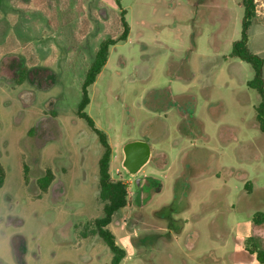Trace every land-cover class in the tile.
I'll list each match as a JSON object with an SVG mask.
<instances>
[{
	"label": "rangeland",
	"instance_id": "obj_1",
	"mask_svg": "<svg viewBox=\"0 0 264 264\" xmlns=\"http://www.w3.org/2000/svg\"><path fill=\"white\" fill-rule=\"evenodd\" d=\"M122 11L129 37L111 47L86 108L108 136L112 179L128 187L108 226L122 264H261L252 252L264 250V225L253 222L264 211L261 98L248 87L252 66L231 57L241 0H0V264L112 259L94 225L103 147L77 111ZM248 37L264 59L262 18ZM136 141L151 152L132 175L124 161Z\"/></svg>",
	"mask_w": 264,
	"mask_h": 264
},
{
	"label": "trees",
	"instance_id": "obj_2",
	"mask_svg": "<svg viewBox=\"0 0 264 264\" xmlns=\"http://www.w3.org/2000/svg\"><path fill=\"white\" fill-rule=\"evenodd\" d=\"M121 6L122 0H115ZM244 8V20L242 24L241 39L233 44L231 57L238 58L250 64L254 71V77L248 82V87L255 89L260 95L261 101L256 107V120L261 132L264 133V79L263 66L264 59L250 52L248 43V31L252 21L256 18L255 0H241ZM122 32L117 38H106L99 43L98 49L88 66L84 80L81 85V100L78 104V116L85 120L88 126L96 133L103 147V154L99 160V198L104 203L103 216L94 221L95 233L103 240L112 254L109 264H122L126 258L127 252L121 247L116 240L115 234L109 229L114 215L128 204V187L122 181L113 180L110 174V162L112 157V148L106 133L96 127L92 117L86 112V108L90 104L89 88L95 84L98 76L106 66L111 47L118 43L127 41L130 34V26L125 18V11L121 13ZM160 93V92H159ZM28 168L25 167V174ZM26 176V175H25ZM27 177V176H26ZM5 180L4 170L0 165V188ZM54 180L51 171L39 178L38 185L43 191H47ZM255 225H264V211L257 212L253 217ZM257 254V260L264 264V250L256 249L252 251Z\"/></svg>",
	"mask_w": 264,
	"mask_h": 264
},
{
	"label": "water",
	"instance_id": "obj_3",
	"mask_svg": "<svg viewBox=\"0 0 264 264\" xmlns=\"http://www.w3.org/2000/svg\"><path fill=\"white\" fill-rule=\"evenodd\" d=\"M150 152V145L145 142L136 141L127 145L124 165L132 175L138 174V172L148 163ZM140 181V178L136 180L137 187L139 186Z\"/></svg>",
	"mask_w": 264,
	"mask_h": 264
},
{
	"label": "built area",
	"instance_id": "obj_4",
	"mask_svg": "<svg viewBox=\"0 0 264 264\" xmlns=\"http://www.w3.org/2000/svg\"><path fill=\"white\" fill-rule=\"evenodd\" d=\"M256 1L257 0H255V4H256ZM259 6V5H258ZM257 12H259L261 15L264 13V1H263V3H262V6L260 7H258V9L256 8V14H257ZM264 15V14H263Z\"/></svg>",
	"mask_w": 264,
	"mask_h": 264
},
{
	"label": "crops",
	"instance_id": "obj_5",
	"mask_svg": "<svg viewBox=\"0 0 264 264\" xmlns=\"http://www.w3.org/2000/svg\"><path fill=\"white\" fill-rule=\"evenodd\" d=\"M264 14V13H263ZM262 14V15H263ZM258 18H262V20H264V15L263 16H260V13L259 12H257V15H256Z\"/></svg>",
	"mask_w": 264,
	"mask_h": 264
}]
</instances>
